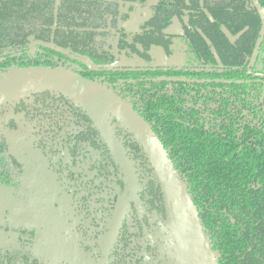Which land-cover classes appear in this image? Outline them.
Returning a JSON list of instances; mask_svg holds the SVG:
<instances>
[{
    "label": "trees",
    "instance_id": "trees-1",
    "mask_svg": "<svg viewBox=\"0 0 264 264\" xmlns=\"http://www.w3.org/2000/svg\"><path fill=\"white\" fill-rule=\"evenodd\" d=\"M147 1L0 0V51L22 48L29 41L46 43L90 61L96 68L89 72L93 76H108L110 83L124 80V87L116 88L151 125L173 163L183 164V173L176 170L177 174L218 264H264V137L260 140L262 149L233 150L218 162H210L205 155L203 159L206 147L199 138L205 127L237 137L240 114L248 103L247 90L256 96L261 88L247 73L244 61L261 26L256 8L264 7V0H251L255 4L251 8H246V0H156L138 33L120 27L113 31L116 23L129 20L132 4ZM182 9L192 11L184 33L164 34L172 17L182 16ZM173 44L182 47L181 68L110 70L114 48L150 61V46L160 45L170 52ZM40 49L55 54L53 49ZM23 51L18 56L14 51L2 54L0 67L61 68L39 55L28 57ZM160 77L195 82L169 85L145 80ZM18 102L2 107L6 115L14 114ZM17 136L16 128L8 122L0 126V170L19 163L22 149ZM129 146V150H139L134 143ZM6 148L8 160L3 156ZM8 256L13 262L23 258L19 251H10Z\"/></svg>",
    "mask_w": 264,
    "mask_h": 264
},
{
    "label": "flooded vegetation",
    "instance_id": "flooded-vegetation-1",
    "mask_svg": "<svg viewBox=\"0 0 264 264\" xmlns=\"http://www.w3.org/2000/svg\"><path fill=\"white\" fill-rule=\"evenodd\" d=\"M155 5L156 0H149L141 5L132 4L133 9L128 11L129 20L116 23L113 31L120 27L132 34L138 33L140 24L151 16V8ZM245 6H255L254 1L246 0ZM259 9L264 7L258 5L256 8L261 26L251 53L245 58L244 68L261 83V88L256 96L253 90H247L245 100L248 103L240 114L237 137L210 132L206 127L200 131L199 138L206 147L202 154L203 159L205 155L210 162H218L233 150L239 153L244 147L254 151L262 149L260 140L264 137V14H260ZM191 12L182 9V16H173L163 33L182 35ZM175 19L180 22L182 33L169 34L166 29ZM176 41L174 38V42ZM22 48L26 56L39 55L52 66H59L105 87L130 104L123 97L122 91L116 88L122 89L125 81L119 79L110 83L108 76H93L89 72L96 68L87 59L37 41H29ZM22 48L4 49L0 51V56L13 51L18 56L22 54ZM40 48L53 49L55 54L45 53ZM181 48L173 44L168 52L160 45H152L148 51L150 61H147L146 56L127 53L126 50L117 51L114 48L110 70H132L148 66L181 68L183 61L180 66L152 64L154 54L170 57L178 52L183 58ZM123 56L136 57L145 63L123 65L119 62ZM8 69L0 67V73ZM145 80L169 85L176 82H195L174 77ZM130 106L134 109L131 104ZM140 117L143 118L141 115ZM7 122L19 133L17 145L22 152L17 166L0 170V264H167V260L162 259L160 253L161 241L156 239V231L165 220L159 185L139 145L114 118L109 122L110 127L124 151L134 178L132 199L115 233L110 231L113 218L124 196L131 195L129 191L126 193L127 182L123 169L116 164L105 139L85 111L64 95L60 97L41 91L20 100L13 115H6L1 107L0 126ZM130 143H134L139 150H129ZM8 151V148L3 150V156L7 160ZM167 157L175 171L183 173V164L177 166L168 154ZM205 237L211 246L208 237ZM62 239L80 259L72 257L64 250ZM10 251H19L23 258L13 262L8 256Z\"/></svg>",
    "mask_w": 264,
    "mask_h": 264
},
{
    "label": "water",
    "instance_id": "water-1",
    "mask_svg": "<svg viewBox=\"0 0 264 264\" xmlns=\"http://www.w3.org/2000/svg\"><path fill=\"white\" fill-rule=\"evenodd\" d=\"M259 13L264 14V9H259ZM41 91L60 93L82 108L105 139L116 164L125 173L126 193L129 191L131 196L122 199L111 224V233L116 232L134 193L132 170L110 127L109 122L114 118L139 145L159 185L165 220L156 231V239L161 241L162 259H166L167 264H218L186 186L150 125L130 104L111 90L63 68L14 67L0 73V109ZM62 245L72 257L80 259L64 239Z\"/></svg>",
    "mask_w": 264,
    "mask_h": 264
},
{
    "label": "rangeland",
    "instance_id": "rangeland-1",
    "mask_svg": "<svg viewBox=\"0 0 264 264\" xmlns=\"http://www.w3.org/2000/svg\"><path fill=\"white\" fill-rule=\"evenodd\" d=\"M166 32L169 34H180L182 33V27L178 20H174L173 23L166 29ZM183 58L182 55L178 52H174L170 57H165L164 55L158 56L156 54L153 55V65H163V66H180L182 64ZM123 65H134L139 64L142 65L145 63L142 59L136 57H125L123 56L119 61Z\"/></svg>",
    "mask_w": 264,
    "mask_h": 264
}]
</instances>
